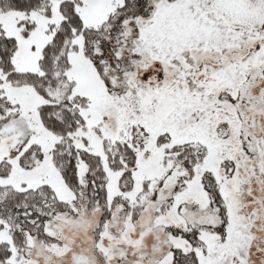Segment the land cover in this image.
Listing matches in <instances>:
<instances>
[{
	"label": "snow or ice",
	"instance_id": "snow-or-ice-1",
	"mask_svg": "<svg viewBox=\"0 0 264 264\" xmlns=\"http://www.w3.org/2000/svg\"><path fill=\"white\" fill-rule=\"evenodd\" d=\"M81 200L151 204L124 264H264V0H0V264Z\"/></svg>",
	"mask_w": 264,
	"mask_h": 264
},
{
	"label": "rangeland",
	"instance_id": "rangeland-1",
	"mask_svg": "<svg viewBox=\"0 0 264 264\" xmlns=\"http://www.w3.org/2000/svg\"><path fill=\"white\" fill-rule=\"evenodd\" d=\"M153 212L149 203L139 209L134 220L121 212L120 205L112 211L111 219L103 206L87 200L63 209L52 222L56 239L44 241L34 237L31 247L25 249L28 264H124L119 257L127 253L129 261L135 254H153V245L163 241L149 228ZM107 226L102 229V225ZM103 231V237H101ZM142 240L132 246L129 241Z\"/></svg>",
	"mask_w": 264,
	"mask_h": 264
},
{
	"label": "trees",
	"instance_id": "trees-1",
	"mask_svg": "<svg viewBox=\"0 0 264 264\" xmlns=\"http://www.w3.org/2000/svg\"><path fill=\"white\" fill-rule=\"evenodd\" d=\"M68 208V207H67ZM67 208H65V209H67ZM42 240H44V241H47L48 239H46V238H44V237H40Z\"/></svg>",
	"mask_w": 264,
	"mask_h": 264
},
{
	"label": "water",
	"instance_id": "water-1",
	"mask_svg": "<svg viewBox=\"0 0 264 264\" xmlns=\"http://www.w3.org/2000/svg\"><path fill=\"white\" fill-rule=\"evenodd\" d=\"M51 264H60L59 262H52Z\"/></svg>",
	"mask_w": 264,
	"mask_h": 264
}]
</instances>
